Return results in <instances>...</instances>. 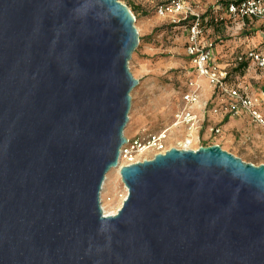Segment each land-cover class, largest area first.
<instances>
[{"label":"water","instance_id":"water-1","mask_svg":"<svg viewBox=\"0 0 264 264\" xmlns=\"http://www.w3.org/2000/svg\"><path fill=\"white\" fill-rule=\"evenodd\" d=\"M117 0H0V264H264V164L218 145L120 168L139 43Z\"/></svg>","mask_w":264,"mask_h":264},{"label":"built area","instance_id":"built-area-1","mask_svg":"<svg viewBox=\"0 0 264 264\" xmlns=\"http://www.w3.org/2000/svg\"><path fill=\"white\" fill-rule=\"evenodd\" d=\"M117 1L123 5L128 3L125 6L132 15V12L154 14L165 20L169 28L183 30L186 55L198 77L206 79L212 94L203 101L199 83L190 81L182 94L183 105L173 115L172 125L160 131L126 137L125 145L119 150L118 165L112 171L119 174L121 167L150 160L170 148L189 150L186 146L194 134L201 131L204 112L213 116V125L207 127L213 137L223 136L226 122L232 120H245L252 128L264 130V0ZM229 25L244 31L256 29L259 37L252 48L236 54L233 65L219 60L216 50L224 39L220 32ZM251 72L256 74V79L250 76ZM175 128L186 129V134L170 147L168 142ZM244 135L250 137L249 132ZM249 137L245 138L246 142L251 140ZM213 145L221 147L218 143ZM106 179L108 174L104 183ZM103 187L100 194L102 214L114 216L126 199L127 191L119 195L115 203Z\"/></svg>","mask_w":264,"mask_h":264},{"label":"rangeland","instance_id":"rangeland-1","mask_svg":"<svg viewBox=\"0 0 264 264\" xmlns=\"http://www.w3.org/2000/svg\"><path fill=\"white\" fill-rule=\"evenodd\" d=\"M132 13L139 43L131 55L128 68L138 83L130 94L131 108L124 129L125 138L170 127L174 113L183 105L182 94L190 81L199 83L203 101H207L212 94L206 79L198 77L186 55V33L181 29L169 28L165 20L154 14ZM256 33V29L244 31L229 25L228 29L220 32L224 39L216 48L217 58L233 65L237 53L257 44L259 37ZM250 76L257 78L253 73ZM204 113L201 131L198 135L194 134L187 149L197 150L218 143L224 151L245 163L255 166L264 164V130L252 128L245 120H232L222 137H213L207 128L213 125V116ZM246 132L250 137L244 135ZM185 134L184 128L173 129L168 145L173 147ZM247 137L251 140L246 142ZM125 191L119 174L111 170L105 182L106 195L113 197L117 203L116 199Z\"/></svg>","mask_w":264,"mask_h":264},{"label":"bare ground","instance_id":"bare-ground-1","mask_svg":"<svg viewBox=\"0 0 264 264\" xmlns=\"http://www.w3.org/2000/svg\"><path fill=\"white\" fill-rule=\"evenodd\" d=\"M107 180V179H106ZM104 187H103V191H105V183H104V185H103Z\"/></svg>","mask_w":264,"mask_h":264},{"label":"crops","instance_id":"crops-1","mask_svg":"<svg viewBox=\"0 0 264 264\" xmlns=\"http://www.w3.org/2000/svg\"><path fill=\"white\" fill-rule=\"evenodd\" d=\"M229 122H231V121H229ZM229 122H226V123L228 124ZM227 124H226V125H227ZM225 128H227V126H226ZM221 137H222V136H221Z\"/></svg>","mask_w":264,"mask_h":264}]
</instances>
